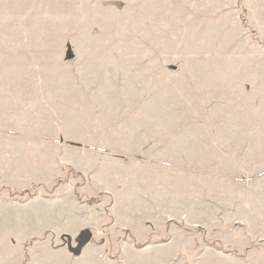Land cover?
I'll use <instances>...</instances> for the list:
<instances>
[{
    "label": "rangeland",
    "instance_id": "374dc122",
    "mask_svg": "<svg viewBox=\"0 0 264 264\" xmlns=\"http://www.w3.org/2000/svg\"><path fill=\"white\" fill-rule=\"evenodd\" d=\"M76 1L120 9L123 45H0V264L63 262L85 228L264 251V0Z\"/></svg>",
    "mask_w": 264,
    "mask_h": 264
},
{
    "label": "crops",
    "instance_id": "0c3cea01",
    "mask_svg": "<svg viewBox=\"0 0 264 264\" xmlns=\"http://www.w3.org/2000/svg\"><path fill=\"white\" fill-rule=\"evenodd\" d=\"M3 1H7L8 4L2 5ZM30 1L0 0V45H50V42L53 41L51 39L58 35L69 40L67 45H79L80 43L82 44L83 39H90L93 34L98 35L101 38L100 41L96 44L86 41V45H123L121 40L118 42L116 40V36H121V28H123V24L119 19L121 16L120 9H93L87 12L86 9L82 10V7L77 4L80 2L76 0H65L71 5L65 4L62 9L59 5L57 7V0ZM48 3L49 5H54L51 16H48L50 14L47 11ZM76 10L82 15L73 19ZM262 17L264 18V15ZM49 18L51 19L50 21ZM81 18L82 24L78 23L79 26L77 27L79 30L73 29V25L77 23L74 22ZM87 19L89 20L86 22ZM128 23L133 24L131 21ZM83 25L89 30L92 29L93 33L86 34V32L90 33V31H85V34H83L85 36L75 41L77 39L75 38L76 34L82 33L80 29L84 27ZM258 26L261 27L260 25ZM124 27L129 28L125 25ZM119 31L120 33H118ZM124 44L129 45L130 43ZM113 214V226H115L117 218L114 212ZM122 231H129L130 235L123 239L124 236L120 232L118 237L122 236L119 238L122 239L121 242L124 243V247L120 246L116 253H112L107 249L106 243L109 240L104 239L101 244L89 243L80 256L73 255L68 248L67 252L65 251L67 257L63 262H51L50 260L41 262V256L38 254L36 258H34V255L31 257V264H208V262L210 264H219L218 262L222 259L218 256L227 255L226 252L221 251L218 247L202 245L201 239L195 236L194 245L190 250L186 242L188 237H178L176 239L169 237L167 240H154L152 234L139 237L129 228H122ZM158 238L161 237L158 236ZM143 242L147 244L140 248L138 244ZM88 247H90V251L87 252ZM95 247L96 249H94ZM60 251L63 252L62 249ZM205 252L210 255L209 259H204L203 254ZM47 255V258L51 256L50 253ZM233 258L231 259V264H233ZM234 260V264H264V251L263 249L252 248L243 256H235Z\"/></svg>",
    "mask_w": 264,
    "mask_h": 264
},
{
    "label": "water",
    "instance_id": "95a60500",
    "mask_svg": "<svg viewBox=\"0 0 264 264\" xmlns=\"http://www.w3.org/2000/svg\"><path fill=\"white\" fill-rule=\"evenodd\" d=\"M74 58V55L71 51V49L68 50L67 59L72 60ZM81 239L78 242L77 249L74 250L72 246H69V250L75 254L76 256H80L84 250V248L91 242V239L93 237V233L90 229H84L81 232Z\"/></svg>",
    "mask_w": 264,
    "mask_h": 264
}]
</instances>
